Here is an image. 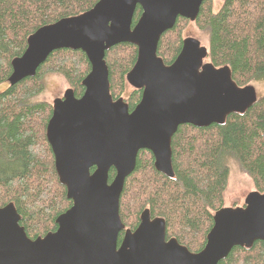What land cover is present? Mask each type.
Here are the masks:
<instances>
[{"label":"water","instance_id":"obj_1","mask_svg":"<svg viewBox=\"0 0 264 264\" xmlns=\"http://www.w3.org/2000/svg\"><path fill=\"white\" fill-rule=\"evenodd\" d=\"M203 1L99 0L27 37L23 53L10 62L9 85L33 76L59 49L83 52L90 70L79 97L67 88L53 100L45 130L71 206L56 217L55 231L33 240L19 225L14 205L0 207V264H218L233 247L264 242V193L255 190L242 205L214 212L197 252L166 239L164 219L151 217L148 209L134 230L125 228L119 216L123 184L139 151H149L154 168L171 178V138L179 126L221 125L257 100L254 85L238 86L227 65L206 62L208 49L194 37L182 40L168 65L157 55L161 35L178 17L193 22ZM137 6L141 14L132 25ZM121 43L137 49L125 77L131 88L141 90L132 110L123 98L111 97L104 59L107 49ZM110 169L115 172L111 182Z\"/></svg>","mask_w":264,"mask_h":264},{"label":"trees","instance_id":"obj_2","mask_svg":"<svg viewBox=\"0 0 264 264\" xmlns=\"http://www.w3.org/2000/svg\"><path fill=\"white\" fill-rule=\"evenodd\" d=\"M98 1L0 0V85L6 84L0 92V207L14 205L19 225L32 240L55 231L56 217L71 206L46 141L52 106L37 97L45 89V76L51 74L62 76L79 97L90 65L79 50H54L33 76L9 85L10 62L23 53L27 37L36 29L79 15ZM140 14L137 6L132 25ZM186 23L191 22L178 17L158 41L157 55L166 65L181 48L179 30ZM193 23L207 33V58L213 66L227 65L238 86L264 82V0H225L217 11L211 0H204ZM136 53L129 43L105 51L113 99L125 92L126 73ZM140 96L141 90L133 88L127 94L129 110ZM231 160L250 178L254 190L264 193V95L244 113L229 114L221 125L179 126L171 138V178L154 168L149 151H139L119 198L122 223L134 229L140 213L148 209L151 217L164 219L166 238L174 237L191 252L201 250L214 212L223 207ZM114 173L110 169L109 182ZM218 264H264V242L233 247Z\"/></svg>","mask_w":264,"mask_h":264},{"label":"rangeland","instance_id":"obj_3","mask_svg":"<svg viewBox=\"0 0 264 264\" xmlns=\"http://www.w3.org/2000/svg\"><path fill=\"white\" fill-rule=\"evenodd\" d=\"M213 10L217 11L221 6V0H211ZM180 38L184 39L188 36L198 39L202 45L208 49L207 33L201 31L195 23H186L179 30ZM208 61V58L205 60ZM45 89L37 97V100L51 104L55 98L61 97L63 92L69 88L65 79L57 74L47 75L44 78ZM257 91V95H264V82H251ZM6 84L0 85V92L5 88ZM131 87L126 83L125 92L122 93L121 98L126 99L127 94L131 91ZM229 175L227 186L223 193V207L240 206L244 202L247 193L254 190L253 184L249 177L243 174L235 161H229Z\"/></svg>","mask_w":264,"mask_h":264},{"label":"flooded vegetation","instance_id":"obj_4","mask_svg":"<svg viewBox=\"0 0 264 264\" xmlns=\"http://www.w3.org/2000/svg\"><path fill=\"white\" fill-rule=\"evenodd\" d=\"M5 88H6V85H5ZM4 88V89H5ZM139 222V221H138ZM138 225V224H137ZM126 228V227H125ZM136 228V227H135ZM134 228V229H135ZM129 229V228H128ZM134 229H130V230H134ZM123 233H124V230L123 231H121L120 232V234H119V238H120V240H121V238H122V235H123ZM170 238H174V237H170ZM166 239H169V238H166ZM120 242V241H119ZM178 242V241H177ZM179 243V242H178ZM181 246H184V247H186L185 245H183V244H181V243H179ZM187 248V247H186Z\"/></svg>","mask_w":264,"mask_h":264}]
</instances>
